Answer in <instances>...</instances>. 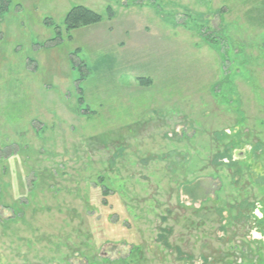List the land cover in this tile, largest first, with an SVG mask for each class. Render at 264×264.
<instances>
[{
    "label": "rangeland",
    "instance_id": "1",
    "mask_svg": "<svg viewBox=\"0 0 264 264\" xmlns=\"http://www.w3.org/2000/svg\"><path fill=\"white\" fill-rule=\"evenodd\" d=\"M263 177L264 0H11L0 264H264Z\"/></svg>",
    "mask_w": 264,
    "mask_h": 264
},
{
    "label": "trees",
    "instance_id": "2",
    "mask_svg": "<svg viewBox=\"0 0 264 264\" xmlns=\"http://www.w3.org/2000/svg\"><path fill=\"white\" fill-rule=\"evenodd\" d=\"M11 4V0H0V20L5 16V14L8 12L9 7ZM108 18L109 20H112L114 18V12L111 9V7H109L108 9ZM103 21V16L97 12H95L94 10L83 6V5H78V6H74L66 15L65 19H64V28L66 30V32H71L83 27H88V26H93V25H97L99 23H101ZM51 22L46 21L45 22V26L46 27H52ZM57 31V34L59 36H61V31H60V27L55 26ZM71 38V37H70ZM56 41H58V39L55 38V40H51L49 41L47 44L45 45H52L54 44ZM139 82L142 83L143 86H150L152 84V80L150 78H139L138 79ZM82 99V98H81ZM173 162V161H172ZM179 162V161H178ZM177 162V163H178ZM230 163L232 164V161H230ZM211 176H213V174H210ZM264 180V177H263ZM194 183V181L192 183H188L186 187H191V185ZM188 189V188H187ZM112 195V190L109 189V187H106L105 185H103L102 187V197H103V204L108 206L109 205V197H111ZM248 218L250 217L247 216ZM253 218V217H252ZM259 217H255L256 221H260V225L264 226V216L259 218L261 220L258 219ZM254 258L252 262H254ZM242 264V263H239Z\"/></svg>",
    "mask_w": 264,
    "mask_h": 264
}]
</instances>
